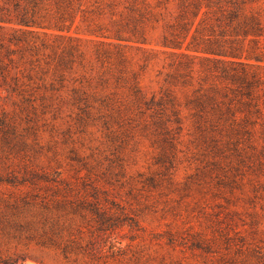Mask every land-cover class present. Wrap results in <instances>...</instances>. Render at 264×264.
Returning a JSON list of instances; mask_svg holds the SVG:
<instances>
[{
    "label": "rangeland",
    "instance_id": "1",
    "mask_svg": "<svg viewBox=\"0 0 264 264\" xmlns=\"http://www.w3.org/2000/svg\"><path fill=\"white\" fill-rule=\"evenodd\" d=\"M246 1L264 26V0ZM76 7L64 35L78 51L56 72L50 48L46 59L29 48L58 45L60 33L21 27L14 3L0 0V44L15 51L10 76L27 91L0 87V264H264V61L248 99L221 73H204L214 64L186 50L190 37L181 50L163 46L177 1ZM15 35L29 44L10 43ZM259 46L264 54V36ZM173 53L192 58L193 86L167 83ZM200 84L218 87L236 124L198 128L187 104ZM167 92L181 129L169 105H152Z\"/></svg>",
    "mask_w": 264,
    "mask_h": 264
},
{
    "label": "trees",
    "instance_id": "2",
    "mask_svg": "<svg viewBox=\"0 0 264 264\" xmlns=\"http://www.w3.org/2000/svg\"><path fill=\"white\" fill-rule=\"evenodd\" d=\"M12 1L17 13V23L26 29L54 30L59 32L58 45H50L43 42L41 47L35 41L29 48L32 57L55 56L57 64L54 67L56 72H61L63 65L74 63L77 45L76 39L69 34L74 26L78 13L76 3L83 0H54L53 8L48 5L49 0H8ZM178 2L179 14L172 24H169V35L163 38V46L172 50H181L184 43L190 37L187 51L201 54L204 61L214 64V69L209 67L204 70L208 76L219 72L225 80L239 84L240 88L247 90L248 99H254L255 93L263 84L256 71H251L264 61V54L261 50L260 39L264 36L263 22L257 14L247 12L246 0H175ZM34 31H24L26 34H33ZM45 35L47 34L44 32ZM249 40L251 46L246 48L245 41ZM10 43L18 45L27 43L25 37L14 36ZM51 49V54H42V49ZM0 81L7 86V90L25 98L27 93L25 85L20 82L19 77H11V67L14 64L12 56L15 51L0 44ZM27 51L28 49H24ZM177 58L172 66L175 73L169 77L167 83L171 86L189 87L193 86V62L186 53H173ZM24 55V54H23ZM8 61V63H6ZM251 61H254L251 63ZM34 68L41 67L40 58L32 61ZM49 67L52 61L45 62ZM213 69V70H212ZM43 70V69H41ZM194 91V98L187 104L193 110L196 117V124L199 129L203 123L232 120L236 124V114L233 107L219 99L220 90L213 84L205 88L202 84ZM135 92L138 93L137 87ZM76 94V93H75ZM138 97V95L136 94ZM223 96V94H222ZM139 99V98H138ZM152 105H169L172 117L169 116V123L182 128L183 119L178 109L176 98L172 92L165 93L159 101L152 98ZM226 104L225 109L223 106ZM209 119V120H207ZM4 124L6 121L4 120ZM7 125V124H6Z\"/></svg>",
    "mask_w": 264,
    "mask_h": 264
}]
</instances>
